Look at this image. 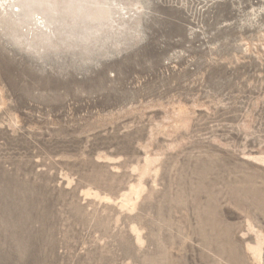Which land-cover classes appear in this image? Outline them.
<instances>
[{
  "label": "rangeland",
  "instance_id": "obj_1",
  "mask_svg": "<svg viewBox=\"0 0 264 264\" xmlns=\"http://www.w3.org/2000/svg\"><path fill=\"white\" fill-rule=\"evenodd\" d=\"M0 264H264V0H0Z\"/></svg>",
  "mask_w": 264,
  "mask_h": 264
}]
</instances>
